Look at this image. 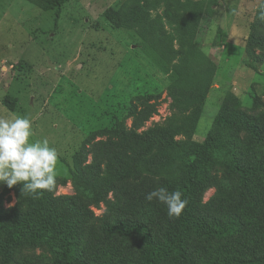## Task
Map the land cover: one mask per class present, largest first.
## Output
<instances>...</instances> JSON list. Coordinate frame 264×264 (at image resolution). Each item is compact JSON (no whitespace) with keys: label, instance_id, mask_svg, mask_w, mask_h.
I'll list each match as a JSON object with an SVG mask.
<instances>
[{"label":"rangeland","instance_id":"1","mask_svg":"<svg viewBox=\"0 0 264 264\" xmlns=\"http://www.w3.org/2000/svg\"><path fill=\"white\" fill-rule=\"evenodd\" d=\"M40 2L0 0V118L27 115L32 139L57 149L56 196L73 194L71 172L91 160L94 141L131 129L135 103L156 105L145 130L173 117L175 85L205 84L193 135L202 145L229 132L217 116L264 101V64L259 72L245 65L249 47L260 53L250 39L264 0H64L50 11ZM180 166L165 163L182 181ZM21 189L0 182L4 207ZM218 193L209 189L204 203ZM92 208L102 215L105 206Z\"/></svg>","mask_w":264,"mask_h":264},{"label":"trees","instance_id":"2","mask_svg":"<svg viewBox=\"0 0 264 264\" xmlns=\"http://www.w3.org/2000/svg\"><path fill=\"white\" fill-rule=\"evenodd\" d=\"M63 1L41 0L40 8L59 9ZM250 40L260 53L249 47L245 65L259 72L264 12ZM202 86L175 85L173 117L145 130L156 105L135 103L131 129L94 141L91 160L71 172L73 194L33 199L20 191L14 206L0 201V264H264V101L256 96L250 110L217 116L215 125L229 132L197 145ZM170 161L182 165V181L179 168H165ZM158 187L183 193L188 204L179 218L145 199ZM211 188L218 196L204 203ZM101 204L96 215L92 207Z\"/></svg>","mask_w":264,"mask_h":264},{"label":"clouds","instance_id":"3","mask_svg":"<svg viewBox=\"0 0 264 264\" xmlns=\"http://www.w3.org/2000/svg\"><path fill=\"white\" fill-rule=\"evenodd\" d=\"M33 122L27 116L0 118V182L9 188L22 185L33 199L53 192L57 185L59 153L47 139L33 140ZM145 199L164 204L170 218H179L188 201L179 190L158 187Z\"/></svg>","mask_w":264,"mask_h":264}]
</instances>
